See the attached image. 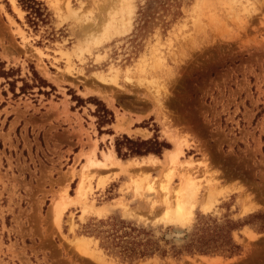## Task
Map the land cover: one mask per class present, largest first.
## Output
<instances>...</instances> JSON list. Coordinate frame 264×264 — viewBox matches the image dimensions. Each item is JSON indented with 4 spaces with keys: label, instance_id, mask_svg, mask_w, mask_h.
Segmentation results:
<instances>
[{
    "label": "rangeland",
    "instance_id": "1",
    "mask_svg": "<svg viewBox=\"0 0 264 264\" xmlns=\"http://www.w3.org/2000/svg\"><path fill=\"white\" fill-rule=\"evenodd\" d=\"M37 1L32 24L18 0H0V264H264V0ZM113 16L124 32L105 31ZM103 106L111 124L98 125ZM123 135L183 140L166 196L163 149L155 165L90 168L77 198L83 155L102 159ZM187 170L191 219L166 223ZM119 219L157 250L106 251L100 222ZM229 221L236 254L188 247L220 240Z\"/></svg>",
    "mask_w": 264,
    "mask_h": 264
},
{
    "label": "trees",
    "instance_id": "2",
    "mask_svg": "<svg viewBox=\"0 0 264 264\" xmlns=\"http://www.w3.org/2000/svg\"><path fill=\"white\" fill-rule=\"evenodd\" d=\"M18 2L27 12V17L32 24L43 22L44 16L41 2L37 0H18ZM98 112H100V122H98V125L112 123L113 115L110 110L103 106V108L98 110ZM108 133L111 134L110 131H108ZM168 148V144L163 141H159L157 136L148 140H132L125 135H123L121 139L118 137L114 139L115 153L117 157L123 159L128 157H141L148 154L159 156L161 155L163 149ZM100 225H105L107 227L101 231V233L105 235V239L103 238V240H106L104 242L102 241V247L108 252L120 255L123 259H132L134 256L138 255H150L157 250L154 246L151 247V241L149 240L150 238H148L147 233L131 227L130 223L119 219L113 223L100 222ZM235 227L236 225L230 222V224L228 223L226 226L225 233L223 235L221 234L219 237L220 240H215L211 234H202L196 239H192L188 247L192 249L191 251H196L200 254H236L239 251V247L233 242L230 236L231 230ZM221 229H218V231H222ZM109 241L110 244H108ZM138 246H143L144 249L137 251L136 248Z\"/></svg>",
    "mask_w": 264,
    "mask_h": 264
},
{
    "label": "bare ground",
    "instance_id": "3",
    "mask_svg": "<svg viewBox=\"0 0 264 264\" xmlns=\"http://www.w3.org/2000/svg\"><path fill=\"white\" fill-rule=\"evenodd\" d=\"M13 2H14V0H13ZM116 2H118V1H116ZM128 3L129 2L127 0H121L119 2V4L117 3L118 4L117 7H118V9L122 10L124 4L128 5ZM118 13L120 14V16L122 15L121 12H118ZM90 26H91V24H90ZM95 26H97V24ZM122 26H123L122 18L118 19V18H115L113 16L112 21L106 27L105 31L109 30V31H112L114 33H121V32L125 31V29H123ZM111 103H113V100L111 101ZM116 127L118 129L124 128V126L121 125V122L119 124H117ZM169 131H170V129H169ZM169 131H167V129L165 130L166 133H169ZM183 143H184L183 140H181L180 138L178 140L175 139L174 144H173L174 147L172 149H166V154L164 157H165V163H166L165 166L167 167L168 171L165 174V180H162L161 182H159L160 183V185H159L160 190H162L163 192L167 191V185L171 179V174H172V171L175 168V166H178V167L182 166V163H180V161H181L180 159L183 156ZM94 150L95 149L93 147L89 153L83 155L86 157V163H85V166L83 167L82 172L80 171L81 172V180L78 182V187L76 189L77 198H79V199H85L86 198L87 187H88L85 185V180L87 178L86 172L90 168H95V167H99V168L100 167L101 168L122 167L121 166L122 161L116 156L115 151L110 150L108 153H104L102 159H98L95 156ZM81 156H82V154H81ZM141 159H143L144 161L146 160L145 162H149L153 165H155L161 161L160 158H158L157 156L152 155V154L141 156ZM180 164H181V166H180ZM191 164H190V166H191ZM186 166H187V164H186ZM95 169H97V168H95ZM107 169H109V168H107ZM195 172L196 171L191 172V170H187L186 175H184L182 178L181 185H179V187L174 189V194L172 195L173 197H171L174 200V202L171 201L173 203L172 207H170V205H169V207L165 208L164 212L162 213L163 214L162 220L165 221L166 223H175V224L183 225V224H186L190 221L191 216H192V210L194 207L193 200H194V197H195L196 191H197V189H196L197 188V182L195 181L196 180ZM100 185L102 186V183ZM149 187L152 188L151 186H148V188ZM166 194H167V192L165 193L164 197L166 196ZM63 198L67 199L68 197L66 198L63 196ZM168 202H169V200H168ZM213 202H214V198H213L212 193L207 192V194L205 196V201H204V203H202L201 207L203 209H209L211 207V205L213 204ZM64 209L65 208L62 205H55L54 206L53 211L55 212L56 219H58V220L60 219ZM82 239H84V238H82ZM85 239H88V238H85ZM81 246L83 247V245H81Z\"/></svg>",
    "mask_w": 264,
    "mask_h": 264
}]
</instances>
